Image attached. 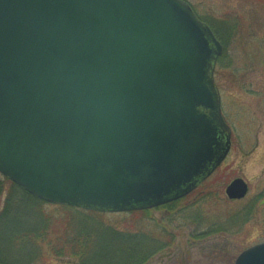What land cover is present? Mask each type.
<instances>
[{
    "label": "water",
    "instance_id": "95a60500",
    "mask_svg": "<svg viewBox=\"0 0 264 264\" xmlns=\"http://www.w3.org/2000/svg\"><path fill=\"white\" fill-rule=\"evenodd\" d=\"M221 53L180 0H0V174L101 214L186 197L230 149ZM235 264H264V244Z\"/></svg>",
    "mask_w": 264,
    "mask_h": 264
},
{
    "label": "rangeland",
    "instance_id": "374dc122",
    "mask_svg": "<svg viewBox=\"0 0 264 264\" xmlns=\"http://www.w3.org/2000/svg\"><path fill=\"white\" fill-rule=\"evenodd\" d=\"M181 1L223 46L213 81L232 130L231 153L171 209L157 208L145 217L102 215L89 222L131 238L134 253L156 248L142 264H234L245 249L264 242V0ZM236 178L247 183L249 192L244 200L232 202L225 188ZM70 210L26 197L0 176V215L6 216L0 229V264H79L77 258L53 256L44 244H16L17 237L42 227V234L55 240L61 225L86 221ZM111 239L103 242L111 245V257L119 262L118 244ZM92 253L90 264H108Z\"/></svg>",
    "mask_w": 264,
    "mask_h": 264
},
{
    "label": "trees",
    "instance_id": "16d2710c",
    "mask_svg": "<svg viewBox=\"0 0 264 264\" xmlns=\"http://www.w3.org/2000/svg\"><path fill=\"white\" fill-rule=\"evenodd\" d=\"M13 187L20 189L14 185ZM22 190V189H21ZM25 196L32 198L29 196L25 191L22 190ZM34 199V198H32ZM36 200V199H35ZM38 201V200H37ZM40 202V201H38ZM41 203V202H40ZM178 202L172 203L162 209H171V207L176 206ZM61 209L67 210L68 208L59 207ZM70 210V209H68ZM70 211H74L79 213L78 215L82 218H85L86 221H79L77 224H73L71 226L69 223L61 225L62 231L58 233V237L55 240H51L46 238L42 233L43 227L38 230H34L29 232V234L25 233L21 239L19 237L16 238V244H22V246H35L37 244H44L45 248L57 258H77L79 259V264H90L91 258L94 256L92 252H95V257H101L102 259L106 260L108 264H142L146 259H148L149 255L152 253V249L149 251L141 250L140 252H135L133 247V240L131 238H125L123 235L114 230H107L105 229L104 225L102 224H92L89 221H92L94 218H99L93 213H86L80 212L71 209ZM149 212H139V213H132L130 215H138L141 217H145L148 215ZM92 215V216H91ZM6 216L0 215V229L2 228L1 222L5 220ZM92 219V220H91ZM9 220V219H8ZM45 222V227H48L49 222ZM93 222V221H92ZM47 223V224H46ZM4 228V227H3ZM70 232V234H69ZM118 234V235H117ZM104 235L109 237H104ZM115 235L116 239L113 238ZM105 238H112V243H117V248H119V252H117V256L119 257L120 261L116 262L113 261V257H111L112 247L108 246L106 243L103 242ZM34 244V245H33ZM137 244V243H136ZM139 244V243H138ZM114 245V244H113ZM145 245L143 244L142 248ZM141 247V246H140ZM40 249L42 246L40 245ZM109 250V251H108ZM108 251V253H106ZM121 251V252H120ZM146 251V252H145ZM156 251V250H155ZM132 252L135 254H132ZM113 253V252H112ZM108 259L110 262H108ZM115 260L117 257L114 258Z\"/></svg>",
    "mask_w": 264,
    "mask_h": 264
},
{
    "label": "flooded vegetation",
    "instance_id": "af4514ba",
    "mask_svg": "<svg viewBox=\"0 0 264 264\" xmlns=\"http://www.w3.org/2000/svg\"><path fill=\"white\" fill-rule=\"evenodd\" d=\"M231 132H232V130H231ZM232 147H233V146H232V137H231V146H230V152H229V154H228L227 158L229 157V155H230V153H231ZM252 155H253V154H252ZM252 155H247V156H252ZM227 158H226V159H227Z\"/></svg>",
    "mask_w": 264,
    "mask_h": 264
}]
</instances>
